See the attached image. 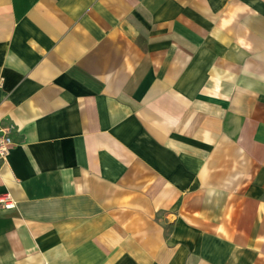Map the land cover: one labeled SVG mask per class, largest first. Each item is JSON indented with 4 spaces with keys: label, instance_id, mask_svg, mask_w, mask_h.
Returning a JSON list of instances; mask_svg holds the SVG:
<instances>
[{
    "label": "crops",
    "instance_id": "1",
    "mask_svg": "<svg viewBox=\"0 0 264 264\" xmlns=\"http://www.w3.org/2000/svg\"><path fill=\"white\" fill-rule=\"evenodd\" d=\"M0 264H264V0H0Z\"/></svg>",
    "mask_w": 264,
    "mask_h": 264
},
{
    "label": "built area",
    "instance_id": "2",
    "mask_svg": "<svg viewBox=\"0 0 264 264\" xmlns=\"http://www.w3.org/2000/svg\"><path fill=\"white\" fill-rule=\"evenodd\" d=\"M11 126H1L0 125V159L4 160L10 151L12 146V139H11ZM14 201L10 197L8 193H4L0 195V208L4 210H10L14 208Z\"/></svg>",
    "mask_w": 264,
    "mask_h": 264
}]
</instances>
